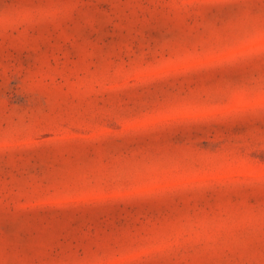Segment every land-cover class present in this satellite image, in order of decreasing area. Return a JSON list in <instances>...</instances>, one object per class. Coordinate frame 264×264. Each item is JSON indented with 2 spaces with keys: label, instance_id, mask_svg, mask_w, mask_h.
<instances>
[{
  "label": "rangeland",
  "instance_id": "obj_1",
  "mask_svg": "<svg viewBox=\"0 0 264 264\" xmlns=\"http://www.w3.org/2000/svg\"><path fill=\"white\" fill-rule=\"evenodd\" d=\"M237 2L0 0V264H264Z\"/></svg>",
  "mask_w": 264,
  "mask_h": 264
},
{
  "label": "snow or ice",
  "instance_id": "obj_2",
  "mask_svg": "<svg viewBox=\"0 0 264 264\" xmlns=\"http://www.w3.org/2000/svg\"><path fill=\"white\" fill-rule=\"evenodd\" d=\"M228 14L233 18L236 19L240 16H242L245 12L249 13V15L252 18H259L260 22V31H261V40H260V47L259 51L256 54L257 59L259 61L260 67H261V89H260V98H259V108L264 111V7H257L249 2V0H238L237 3L228 6ZM248 35L249 37H252L254 35L253 29L250 27L248 29ZM255 78V73L249 78H247L249 81ZM233 82L236 85L240 84V78L235 77L233 79ZM247 102L249 104L255 103V95L253 92H249L247 94ZM234 101V98L232 96H225L222 100L225 104H230ZM262 182H264V177H262Z\"/></svg>",
  "mask_w": 264,
  "mask_h": 264
}]
</instances>
